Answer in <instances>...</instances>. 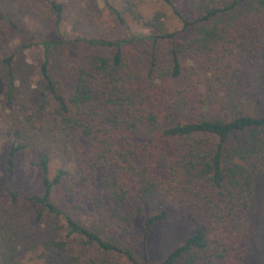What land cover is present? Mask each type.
Segmentation results:
<instances>
[{
    "label": "trees",
    "instance_id": "trees-1",
    "mask_svg": "<svg viewBox=\"0 0 264 264\" xmlns=\"http://www.w3.org/2000/svg\"><path fill=\"white\" fill-rule=\"evenodd\" d=\"M46 1L57 29L64 0ZM92 1L77 0L84 4L73 18L78 35L40 42L38 109L49 105L58 130L91 142L88 168L98 223L80 224L55 205L53 188L68 172L58 168L49 177V157L38 151L33 165L40 193L7 191L11 206L0 204V264H17L20 248L37 250L41 264H245L243 221L253 173L264 174V0H181L190 21L171 0H162L180 21L179 31L166 29L161 11L144 19L129 1L114 8L101 0L126 32L120 37L84 32L83 14ZM124 15L147 33H129ZM189 27L191 36L179 41ZM64 41L107 52L77 68L66 90L50 78L47 60L52 47ZM10 59L1 60L7 66V101L13 91ZM173 106L191 117L171 123L164 111ZM135 134L144 140L133 142ZM23 145L8 140L7 182ZM170 203L187 212L196 227L162 260L149 262V231L166 219ZM232 220L243 227L237 239L229 234ZM136 221L140 230L131 242L126 236ZM71 243L91 246L95 253L75 255Z\"/></svg>",
    "mask_w": 264,
    "mask_h": 264
},
{
    "label": "rangeland",
    "instance_id": "rangeland-1",
    "mask_svg": "<svg viewBox=\"0 0 264 264\" xmlns=\"http://www.w3.org/2000/svg\"><path fill=\"white\" fill-rule=\"evenodd\" d=\"M61 1V0H57ZM131 2L134 10L144 19L154 12L161 11L163 23L168 31H179L180 21L172 14L171 9L162 0H105L107 4L118 8L126 2ZM184 19L190 21L193 16L187 11L181 0H171ZM90 8L84 11L86 20L84 32L88 35L120 37L126 32L121 29L101 0L90 2ZM84 4L77 0H64L61 20L57 29L54 27L53 14L46 0H0V204L11 206L7 191L21 192L25 195L40 193L38 169L33 165L37 161L38 151L45 152L49 157L48 176L52 177L56 169L64 168L68 176L53 188L52 197L55 205L68 212L80 224H97L98 211L91 201V173L88 168L92 155L91 142L75 136L70 131L58 130L52 119L49 105L43 110L38 109V100L43 90V82L39 76V64L42 60L40 42L70 40L78 35L80 29L74 26V14L82 12ZM80 15V14H79ZM128 32L131 34H146L139 23L124 15ZM192 34L191 27L178 36L179 41L188 39ZM107 54L97 47L86 44H69L66 41L53 46L47 54L48 73L51 79L68 89L73 74L79 67L85 66L87 60L95 54ZM10 57L12 95L9 101L5 98L8 82L7 66L1 60ZM193 70L189 77H195ZM188 81H185V84ZM48 94H44L47 99ZM170 115V122H185L191 115L179 106L165 108ZM24 144L14 159L15 167L11 182L4 176V156L8 140ZM23 139V142H21ZM131 140L141 143L144 138L135 134ZM156 170L161 172L162 166L157 164ZM82 179L84 181L82 182ZM197 209V208H196ZM219 216H224L220 215ZM224 219V218H223ZM212 218L207 220V227L212 225ZM248 226L245 239L247 257L245 264H264V174L253 173L252 194L243 221ZM219 223V222H217ZM216 223V224H217ZM238 220L229 224V234L233 239L243 231ZM196 223L174 203L167 207L166 219L154 224L149 231L146 251L149 262L160 261L174 247L193 232ZM121 235L124 234L117 227ZM140 230V221L134 222L130 228L128 241L134 242ZM115 233L110 230L109 235ZM119 235V238L120 236ZM73 254L89 257L95 253V248L71 243ZM214 250V246H211ZM36 253L20 248L17 252V264H41L36 259ZM137 259L141 261L140 253Z\"/></svg>",
    "mask_w": 264,
    "mask_h": 264
}]
</instances>
